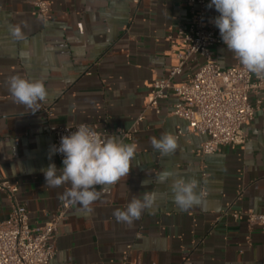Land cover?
<instances>
[{"label":"crops","instance_id":"0c3cea01","mask_svg":"<svg viewBox=\"0 0 264 264\" xmlns=\"http://www.w3.org/2000/svg\"><path fill=\"white\" fill-rule=\"evenodd\" d=\"M48 1L44 21L32 0H0V178L18 187L30 224L41 225L62 202L72 203L62 195L69 185H45L42 169L52 163L62 167L51 151L50 125L87 124L136 145L128 177L97 187L101 196L91 212L72 203L52 264H121L124 257L145 264H264V233L230 216L240 210L264 213V106L244 128L245 144L206 157L198 154L204 138L190 134L187 123L171 114L174 97L160 102L159 114L147 109L152 82L166 78L176 64L170 37L189 23L187 0ZM217 13L208 8L207 18ZM17 27L22 39L12 33ZM214 53L223 68L237 60L224 43ZM201 63L191 62L175 81L193 76ZM14 75L44 82L48 97L39 111L14 100L8 88ZM178 130L184 135L176 137ZM165 133L178 142L167 156L151 143ZM165 171L195 180L200 203L178 207L172 180H158ZM150 192L157 199L138 220L131 225L116 220L115 210ZM10 214L0 193V222Z\"/></svg>","mask_w":264,"mask_h":264},{"label":"built area","instance_id":"2783aa9c","mask_svg":"<svg viewBox=\"0 0 264 264\" xmlns=\"http://www.w3.org/2000/svg\"><path fill=\"white\" fill-rule=\"evenodd\" d=\"M140 1L135 0V3ZM209 3L210 0H187L189 23L177 30L175 39L170 37L176 64L166 78L152 82L147 102V109L159 114L160 102L171 97L176 99L171 114L187 123L190 134L204 138L198 150L201 157L214 155L225 146L245 144L244 128L264 106V79L248 72L238 60L227 68L217 61L214 49L223 41L212 22L219 13L212 19L207 18ZM31 5L39 19L48 20V0H32ZM197 60L202 63L193 76L176 82L175 79L184 77L188 65ZM142 120L141 115L135 124ZM79 125H50L53 146L59 147L61 137ZM97 132L107 137L106 132ZM183 135L184 132L178 130L176 137ZM123 138H130V134H124ZM55 156L63 161L61 153ZM18 191L7 178H0V193L7 197L11 207L9 218L0 222V264H52L59 227L72 203L62 202L55 214L47 216L46 222L31 225L26 206L17 200ZM230 216L236 222L244 219L249 226L258 227L264 233V213L240 210ZM121 264L145 263L131 262L124 257Z\"/></svg>","mask_w":264,"mask_h":264},{"label":"clouds","instance_id":"9594fccd","mask_svg":"<svg viewBox=\"0 0 264 264\" xmlns=\"http://www.w3.org/2000/svg\"><path fill=\"white\" fill-rule=\"evenodd\" d=\"M207 7H214L219 13L212 22L219 29L227 50L248 72L264 79V0H210ZM12 33L16 38H23L18 27ZM8 88L14 100L33 113L39 111L40 102L48 97L44 82L38 79L14 75L9 78ZM151 143L164 156L178 148L177 139L171 133L162 134L159 139L153 137ZM51 151L52 154L61 153L64 158L61 168L52 163L42 169L45 185H69L62 194L63 198L91 212V205L101 196L97 186L115 185L128 177L135 160L136 145L124 143L115 136L102 137L94 128L81 124L70 134L62 136L59 147L53 146ZM169 179L172 180V198L178 207L189 208L200 203L195 180L173 178V174L167 171L158 177L160 182ZM157 195L150 192L145 193L143 199L134 197L126 209H117L113 215L118 222L131 225L144 210L152 208Z\"/></svg>","mask_w":264,"mask_h":264}]
</instances>
